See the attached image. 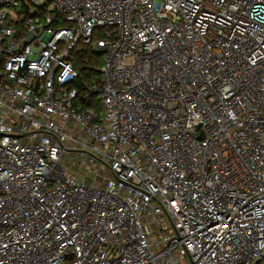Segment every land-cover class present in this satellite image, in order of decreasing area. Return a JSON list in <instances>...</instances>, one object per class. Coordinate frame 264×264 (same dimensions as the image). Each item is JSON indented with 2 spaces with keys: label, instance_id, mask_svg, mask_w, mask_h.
Returning <instances> with one entry per match:
<instances>
[{
  "label": "built area",
  "instance_id": "1",
  "mask_svg": "<svg viewBox=\"0 0 264 264\" xmlns=\"http://www.w3.org/2000/svg\"><path fill=\"white\" fill-rule=\"evenodd\" d=\"M0 264H264V0H0Z\"/></svg>",
  "mask_w": 264,
  "mask_h": 264
},
{
  "label": "trees",
  "instance_id": "2",
  "mask_svg": "<svg viewBox=\"0 0 264 264\" xmlns=\"http://www.w3.org/2000/svg\"><path fill=\"white\" fill-rule=\"evenodd\" d=\"M74 55L73 66L77 70L74 87L82 92L84 84L97 80L100 56L84 46H78Z\"/></svg>",
  "mask_w": 264,
  "mask_h": 264
},
{
  "label": "water",
  "instance_id": "3",
  "mask_svg": "<svg viewBox=\"0 0 264 264\" xmlns=\"http://www.w3.org/2000/svg\"><path fill=\"white\" fill-rule=\"evenodd\" d=\"M95 53H96L97 55H100V52H99V51H95Z\"/></svg>",
  "mask_w": 264,
  "mask_h": 264
},
{
  "label": "rangeland",
  "instance_id": "4",
  "mask_svg": "<svg viewBox=\"0 0 264 264\" xmlns=\"http://www.w3.org/2000/svg\"><path fill=\"white\" fill-rule=\"evenodd\" d=\"M163 235H165V234L163 233Z\"/></svg>",
  "mask_w": 264,
  "mask_h": 264
}]
</instances>
